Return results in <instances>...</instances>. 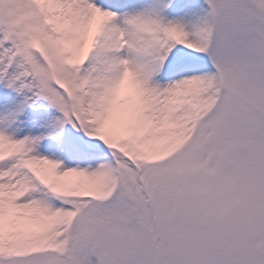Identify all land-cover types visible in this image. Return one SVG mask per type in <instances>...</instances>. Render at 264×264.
Returning <instances> with one entry per match:
<instances>
[{
    "label": "snow or ice",
    "instance_id": "1",
    "mask_svg": "<svg viewBox=\"0 0 264 264\" xmlns=\"http://www.w3.org/2000/svg\"><path fill=\"white\" fill-rule=\"evenodd\" d=\"M0 264H264V0H0Z\"/></svg>",
    "mask_w": 264,
    "mask_h": 264
}]
</instances>
